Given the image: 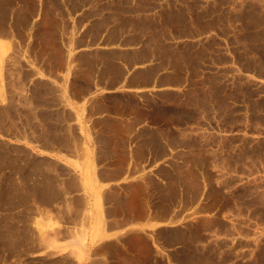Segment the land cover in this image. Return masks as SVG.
Returning <instances> with one entry per match:
<instances>
[{
  "label": "crops",
  "instance_id": "obj_1",
  "mask_svg": "<svg viewBox=\"0 0 264 264\" xmlns=\"http://www.w3.org/2000/svg\"><path fill=\"white\" fill-rule=\"evenodd\" d=\"M217 37L207 10H191L190 0H0V77L24 79V126L30 112L39 128L21 139L38 170L37 204L52 226L38 233L39 256L62 254L75 264H255L239 262L233 245L252 233L206 225L194 236L192 222L234 220L204 177L224 172L192 167L190 155L202 147L191 143L190 128L158 114L180 106L222 66L221 43L207 55ZM12 60L23 64L21 73L11 75ZM192 174L201 188L186 203ZM215 186L222 196L230 191Z\"/></svg>",
  "mask_w": 264,
  "mask_h": 264
},
{
  "label": "rangeland",
  "instance_id": "obj_2",
  "mask_svg": "<svg viewBox=\"0 0 264 264\" xmlns=\"http://www.w3.org/2000/svg\"><path fill=\"white\" fill-rule=\"evenodd\" d=\"M190 5L191 10H207L208 27L217 28L219 37L209 41L207 55L209 59L210 49L221 43L223 53L216 59L222 66L192 88L180 106L161 108L158 114L160 119L190 128L191 143L202 147L190 155L192 167H215L224 172L206 171L204 177L220 210H230L234 219L192 222L190 229L197 238L206 225L239 236L252 233L254 238L233 243L240 248L239 262L249 258L252 263H264V0H190ZM85 19L81 16L78 21ZM48 22L55 20L49 18ZM9 65L11 75L23 70L16 60ZM23 82V78L0 77V264H75L62 254L38 255V233L52 226L37 204L40 192L33 180L38 170L21 140L24 131L32 135L39 131L30 112L24 126ZM234 128L238 134L231 131ZM199 177L192 174L186 203L197 199ZM215 183L230 191L222 196ZM250 247L255 248L254 253L243 250ZM230 256L234 254H225Z\"/></svg>",
  "mask_w": 264,
  "mask_h": 264
}]
</instances>
